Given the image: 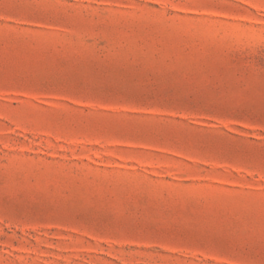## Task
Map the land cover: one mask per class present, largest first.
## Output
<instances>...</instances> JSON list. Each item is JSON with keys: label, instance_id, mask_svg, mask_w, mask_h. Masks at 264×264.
<instances>
[{"label": "rangeland", "instance_id": "rangeland-1", "mask_svg": "<svg viewBox=\"0 0 264 264\" xmlns=\"http://www.w3.org/2000/svg\"><path fill=\"white\" fill-rule=\"evenodd\" d=\"M0 264H264V0H0Z\"/></svg>", "mask_w": 264, "mask_h": 264}]
</instances>
